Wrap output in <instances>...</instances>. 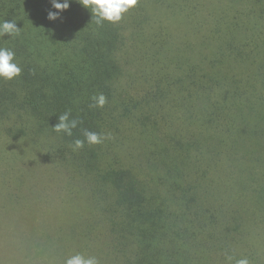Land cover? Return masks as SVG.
<instances>
[{"label":"trees","instance_id":"16d2710c","mask_svg":"<svg viewBox=\"0 0 264 264\" xmlns=\"http://www.w3.org/2000/svg\"><path fill=\"white\" fill-rule=\"evenodd\" d=\"M50 11L0 0V23L20 29L0 48L22 69L0 81V183L25 196L40 170L86 209L67 252L26 233L0 241V264H264V0H138L100 26L76 0ZM65 111L70 137L52 130ZM86 130L111 139L73 151Z\"/></svg>","mask_w":264,"mask_h":264},{"label":"rangeland","instance_id":"374dc122","mask_svg":"<svg viewBox=\"0 0 264 264\" xmlns=\"http://www.w3.org/2000/svg\"><path fill=\"white\" fill-rule=\"evenodd\" d=\"M155 9L157 21L155 26L157 28L163 27V19L160 16L161 9L158 6H155ZM31 160L33 161V159ZM25 161L29 162L27 158ZM39 171L32 168L29 173H25L24 179L21 180L22 192L25 196L32 194L35 189L37 190L36 204L28 201L26 206L21 209L20 207L25 200L22 201L20 198H25V196L17 193L18 185L16 183H0V241L8 243L9 238L14 240L22 234L28 233L29 235L30 233L32 240L39 242L41 237L38 236L43 231V233L45 232L43 244L52 250L54 249L51 246H59L62 253L67 252L69 245L65 244L63 237L69 240L68 232L78 221L79 215L85 212L86 205L83 195L75 198L72 204H69L71 197L66 196L65 186L63 189L57 188L58 181L56 178L45 175L48 178L44 179V175L38 173ZM18 204L19 209L16 208ZM57 238L62 242L58 241ZM8 251V246H3L0 257L8 255ZM11 253H13V249ZM63 255L66 256V253ZM4 259L6 257H1L0 262Z\"/></svg>","mask_w":264,"mask_h":264},{"label":"clouds","instance_id":"9594fccd","mask_svg":"<svg viewBox=\"0 0 264 264\" xmlns=\"http://www.w3.org/2000/svg\"><path fill=\"white\" fill-rule=\"evenodd\" d=\"M72 0H51L55 12L50 11L47 15L49 21H55L59 18L60 13L66 11ZM84 9L91 13L92 19L100 26L104 23H119L124 14L133 9L138 0H76ZM20 29L17 28L16 22L5 20L0 23V37L19 35ZM21 67L15 62L14 51L7 48H0V81H11L21 73ZM92 103L90 108H103L107 103L104 94L91 97ZM80 123L78 119H70V111H65L58 117V122L52 127L57 134L63 133L66 136H72L73 129ZM84 139H75L71 145L73 151H78L87 145L102 144L105 140L111 139V134H100L92 131H84ZM231 256H226L227 264L232 262ZM65 264H100L95 256L86 257L82 254H76L66 259ZM235 264H250L247 258L239 259Z\"/></svg>","mask_w":264,"mask_h":264}]
</instances>
